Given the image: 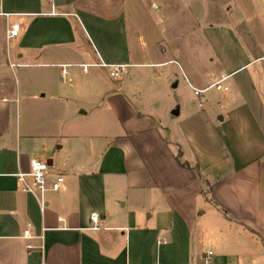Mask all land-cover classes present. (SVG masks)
<instances>
[{"label":"crops","instance_id":"crops-1","mask_svg":"<svg viewBox=\"0 0 264 264\" xmlns=\"http://www.w3.org/2000/svg\"><path fill=\"white\" fill-rule=\"evenodd\" d=\"M143 1L0 0V264H264V5L176 15L177 48L205 35L202 70L183 49L142 60ZM100 62L129 72L105 85L82 67ZM172 63L192 99L157 121L134 68ZM32 159L64 176L44 211L16 176Z\"/></svg>","mask_w":264,"mask_h":264},{"label":"rangeland","instance_id":"rangeland-1","mask_svg":"<svg viewBox=\"0 0 264 264\" xmlns=\"http://www.w3.org/2000/svg\"><path fill=\"white\" fill-rule=\"evenodd\" d=\"M213 4L216 3L217 6H221V12H227L225 11V8L227 5L230 6L232 4L228 0H144L143 3L145 4V10H138L135 12L137 16V22L140 20V29L144 35L147 34L146 45H144L143 49L146 51L145 54L142 56L143 61H149L150 63L155 61H160L166 58H171L173 56V53L177 51H181L182 49L185 51H191L200 53L199 56V62L201 63V69L204 70V63L205 58L208 53V48L204 45V42L202 41L201 37L199 44L195 45V49H192L191 46V39L198 37L200 34L199 31L193 33V35L190 37V41L188 42L189 37L187 36L186 32L183 31L185 37L183 38V43L179 45V47H176V26H177V19L176 15H178V18H181L182 16L185 17V14H192L196 13L197 16L200 18L206 19L205 22H201L200 24H206L208 18V15L206 13V8L209 3ZM250 3L256 7V5L260 8L264 5V0H251ZM161 4H168L169 11L168 12H161L160 5ZM157 5V6H156ZM188 5L191 6V10L189 11ZM232 5H235L233 3ZM216 7V6H215ZM263 8V7H262ZM238 9V8H237ZM219 11V10H218ZM229 12V11H228ZM199 13V14H198ZM220 13V12H219ZM182 14V16H181ZM198 17V18H199ZM235 17V16H234ZM197 18V19H198ZM161 21V22H160ZM200 21V20H199ZM160 23L162 24V27H160ZM215 23H222L220 19V15H217ZM166 24V27L164 28ZM179 24V23H178ZM183 24V23H180ZM179 24V25H180ZM185 25L182 27H179L180 29H185ZM188 29H186L187 31ZM221 30V29H217ZM161 40L160 43L159 40ZM174 41V47L171 46V43ZM167 44L171 46L170 48L167 47ZM167 47V50L165 53L162 52L163 49ZM189 47V48H188ZM187 49V50H186ZM177 50V51H176ZM198 55V54H197ZM207 70V69H205ZM134 71H136L137 75L133 76L134 84L138 87L141 84H146L150 87L149 90L145 91V94L142 96V98L146 101L150 99L152 102H154V110H151V114L157 121H161L163 117L170 116L171 113H174L176 107V102L178 98L182 99H192V95L189 91H185L183 89L184 85V79L182 77V73L179 70V67L174 63L169 64L164 67H153V66H146L142 68H134ZM106 73V72H105ZM103 77V82L110 83V82H120L122 79H115L113 81H110L108 77L105 75ZM144 75V76H143ZM112 78V77H111ZM180 81L179 88H174V84ZM231 83V81H227L226 84ZM225 85V84H223ZM216 92L215 89H212L210 93ZM89 93H91V90H89ZM105 93H110L105 90ZM105 93L103 92V97H105ZM196 99V97L194 98ZM173 118V116H170ZM89 118V117H88ZM88 124L92 125L95 124L94 121L89 118ZM213 221V220H212Z\"/></svg>","mask_w":264,"mask_h":264},{"label":"built area","instance_id":"built-area-1","mask_svg":"<svg viewBox=\"0 0 264 264\" xmlns=\"http://www.w3.org/2000/svg\"><path fill=\"white\" fill-rule=\"evenodd\" d=\"M20 24L14 23L7 31L9 38H15L19 35ZM91 66H101L107 67L109 69V74L114 79H121L128 74V66L123 64H106L105 62H100L96 64H82L85 71H88ZM66 73V70L64 69ZM223 80L217 81L213 86L217 89H221ZM194 92L197 96L203 94L204 90L194 88ZM50 165L46 160L32 159L30 162L29 171H20L16 174L19 182L22 184V190L35 196L40 204L42 211L45 210L47 206L46 195L48 192H57L61 188V184L64 181V176L58 174L55 180L49 181ZM100 215L98 212H93L91 214V220L94 223L93 228L98 229ZM30 226V224H29ZM24 237L30 238V228L24 231ZM29 248L32 246L29 244ZM213 251H208L205 257L207 263L210 262L211 256H213ZM238 264V263H236Z\"/></svg>","mask_w":264,"mask_h":264}]
</instances>
